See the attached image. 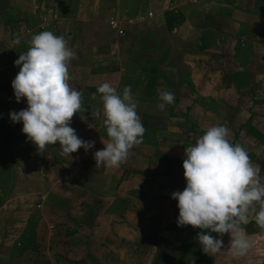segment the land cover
I'll list each match as a JSON object with an SVG mask.
<instances>
[{
  "label": "crops",
  "instance_id": "1",
  "mask_svg": "<svg viewBox=\"0 0 264 264\" xmlns=\"http://www.w3.org/2000/svg\"><path fill=\"white\" fill-rule=\"evenodd\" d=\"M144 1L155 13L144 28L166 36L163 52L170 48L163 64L156 62L157 52L144 60L127 54L129 41H119L110 24L114 20L121 27L122 18L143 17ZM172 11L183 15L194 34L180 36L176 49L168 35L177 28L164 29ZM42 30L65 38L75 53L69 84L93 90L92 97L106 81L99 82V72L113 70V87L122 93L133 70L145 67L130 87L145 128L143 142L119 168L96 166L93 153L108 137L102 113L96 119L85 103L92 119L74 114L71 127L95 145L71 158L61 156L58 145L39 152L22 124L9 119L10 111L26 107L23 98L17 103L13 96L11 81L19 71L14 61ZM105 35L109 40H99ZM89 42L93 50L86 54ZM159 90L175 97L163 111L156 107ZM213 125L226 127L230 142L239 143L264 170V0H0V156L6 157L5 168L16 169L12 194L0 202V222L8 220L0 232V264H263L264 229L251 215L242 225L249 251L239 258L230 249L204 253L195 229L177 226L171 193L185 187L184 147ZM8 209L20 219L12 220ZM223 240L227 246L229 236ZM185 246L195 255L193 262L189 253L181 254Z\"/></svg>",
  "mask_w": 264,
  "mask_h": 264
},
{
  "label": "clouds",
  "instance_id": "2",
  "mask_svg": "<svg viewBox=\"0 0 264 264\" xmlns=\"http://www.w3.org/2000/svg\"><path fill=\"white\" fill-rule=\"evenodd\" d=\"M14 42L20 44V38ZM27 43V50L14 61L19 71L11 81L15 101L23 98L26 107L10 111L9 119L22 124V133L39 152L58 145L61 156L71 158L78 149L87 153L95 141L83 140L71 127L73 115L85 110L82 93L69 84V62L75 53L62 35L49 30L33 34ZM96 94L102 108L93 115L102 113L108 140L93 158L96 166L119 168L131 149L143 142L137 101L130 86L118 93L108 81L98 85L94 98ZM174 99L172 92L159 90L156 107L163 111ZM182 168L185 187L171 193L177 202V226L198 229L196 239L206 254L230 249L235 258L247 255L250 244L242 225L251 215L264 229V170L251 162L239 143L230 142L223 125L208 127L184 147ZM224 234L229 236L227 246Z\"/></svg>",
  "mask_w": 264,
  "mask_h": 264
},
{
  "label": "rangeland",
  "instance_id": "3",
  "mask_svg": "<svg viewBox=\"0 0 264 264\" xmlns=\"http://www.w3.org/2000/svg\"><path fill=\"white\" fill-rule=\"evenodd\" d=\"M140 5L142 6L141 8H140V11L142 12V13H145V15L143 16L144 18V20L142 21H140V20H138V17H136V16H133V17H130V19H128L127 21L126 20H124L123 18L121 19L122 21H123V23L121 24V27L119 26V28L124 32V35L122 36V37H119V36H117V39L119 40V41H126L127 40V37H126V32H127V30L128 29H130V28H132V27H136V28H138V29H142V28H144V27H147L148 25H151V21H153L154 22V17H155V13H154V11H153V9H151L150 8V10H149V8H148V5H147V2H140ZM149 10V13L151 14V16H149V13L147 12ZM136 11V10H135ZM134 11V12H135ZM147 12V13H146ZM169 13H171V14H173L174 13V15L173 16H175L176 17V21L177 22H175L173 25H175V27L174 28H177L176 30H177V32H175V33H169L170 35H168L169 36V39L171 40V42L172 41H174L173 43H178L177 45H176V47L174 46V48L176 49L177 47H178V45H179V39H183V38H186V37H190L191 39H193V31H192V26H189V24H187L186 22H185V20H184V17H183V15H177V13H175V12H169ZM145 19H151V20H145ZM129 21H132V22H129ZM156 22V24H155V26H158V25H160V21H158V20H156L155 21ZM185 22V23H184ZM158 23V24H157ZM128 24H130V25H128ZM128 25V26H127ZM106 32H102V34H105ZM116 33V32H115ZM117 35V34H116ZM113 36V35H112ZM180 36H181V38H180ZM99 40H103V41H106V40H109V37H108V35H105V36H101L100 37V39ZM124 47L125 46H122V48H121V51L124 49ZM93 50V47L91 46V42H89V44H87V46L85 47V53L87 54V53H89L90 51H92ZM86 54H84V55H86ZM87 61L84 59V62H83V64H85ZM83 66H85V65H83ZM134 73H133V75H132V77H130L129 76V78L128 79H126V85L127 86H130V87H132V83H133V85H135V81H134V79H135V74L136 73H138V72H141V73H145V67H143V66H138V67H136L134 70ZM113 70H109L108 72H105V73H102V72H99V82L101 81V80H103V79H105L106 81L107 80H109L110 81V83L112 82V86H113V82H114V76H113ZM127 75H129V73L127 72ZM114 77V78H113ZM85 80V82H86V79H84ZM92 81V80H91ZM88 82H89V80L85 83V84H88ZM90 83V82H89ZM77 84V83H76ZM76 84H74V87L76 88L77 87V85ZM100 84V83H99ZM125 84V83H124ZM123 84V85H124ZM125 85V86H126ZM140 85H141V83H140ZM139 85V86H140ZM86 87H89V86H86ZM92 88V87H91ZM87 90V91H86ZM86 90H84V91H81V90H79L81 93H82V103H85L86 104V108L87 107H89L90 108V110L91 111H93L94 113H95V111H96V109H100L99 107H101L100 105H98V103L100 102L101 103V100H100V98H99V96H98V99L99 100H97L96 98H94V97H92V96H90V94H91V92L93 91V90H88V89H86ZM90 93V94H89ZM98 107V108H97ZM86 113L88 114V117H89V119L91 118L92 119V113H89L88 112V110L87 111H84L83 112V114H76L78 117L79 116H83L84 118H85V116H86ZM86 118H87V116H86ZM98 118V116H96V119ZM90 119V120H91ZM15 146H16V144L14 145V144H10V146H9V148L10 149H13V148H15ZM28 149V147L26 148V150H25V153H29V150H27ZM60 152V151H59ZM6 157L5 156H3V157H1L0 156V182H2L3 183V186H2V189L3 190H1L0 191V202H4L5 200H6V198L8 199L10 196H11V189H12V178H15V171H16V169H14V171H11V170H9V169H7V168H5V163H4V161L6 160L5 159ZM11 173H12V175H11ZM9 189H10V191H9ZM9 211V214H10V217H11V219L12 220H17V219H20V217L17 215H15V210H10V209H8L7 210V212ZM8 215V214H7ZM7 223H8V220L7 219H4V218H2V222H0V232L3 230V229H6L7 227H6V225H7ZM29 227H30V225H29ZM5 231V230H4ZM250 231H252V230H249L248 231V233L250 232ZM224 241V240H223ZM263 244H264V241L262 242ZM183 250H185V251H182L181 250V254H183V253H189L190 254V256H189V254L187 255L188 256V259L189 260H191V262H193V260H192V256H194L195 257V255H191V253H192V250H189V249H183ZM181 256L182 255H180L179 256V258L181 259ZM178 258V259H179ZM202 260L204 261V262H206V257H203V255H202Z\"/></svg>",
  "mask_w": 264,
  "mask_h": 264
},
{
  "label": "trees",
  "instance_id": "4",
  "mask_svg": "<svg viewBox=\"0 0 264 264\" xmlns=\"http://www.w3.org/2000/svg\"><path fill=\"white\" fill-rule=\"evenodd\" d=\"M173 15L174 13L166 14L164 29L167 32H170L175 27V25L173 24L177 22L176 17ZM177 15H179V13H177ZM202 26L207 27L204 24ZM125 35L127 37V40L130 43V46H128L125 49V52L133 58L144 60V59L154 57V53L157 52L158 54H157L156 62L158 64H163L164 62L163 58L165 57L167 58L168 56H170V48L167 47L166 51L164 52L162 48L163 44L166 42V36H164L162 33H158L156 30L150 31L146 28L138 29L136 27H132L127 31ZM197 231L199 230L195 229L196 233ZM196 244L198 247H201L198 240ZM186 247L187 246H185L184 248ZM189 247H194V246L189 245ZM263 264H264V257H263Z\"/></svg>",
  "mask_w": 264,
  "mask_h": 264
},
{
  "label": "built area",
  "instance_id": "5",
  "mask_svg": "<svg viewBox=\"0 0 264 264\" xmlns=\"http://www.w3.org/2000/svg\"><path fill=\"white\" fill-rule=\"evenodd\" d=\"M149 16H151L150 13H149ZM54 18H56V17L54 16ZM143 18L144 17L139 16L138 20H140V21L142 20L143 21L144 20ZM129 22H132V21H129ZM110 24H111L112 28L116 31V33H117V35L119 37H122L124 35V32L119 28V25H118V23L116 21L111 20ZM45 25H46V21L44 20L43 21V28L45 27Z\"/></svg>",
  "mask_w": 264,
  "mask_h": 264
}]
</instances>
